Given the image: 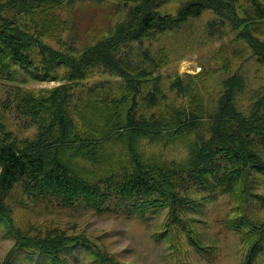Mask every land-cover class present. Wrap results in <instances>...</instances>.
Wrapping results in <instances>:
<instances>
[{
	"label": "rangeland",
	"instance_id": "1",
	"mask_svg": "<svg viewBox=\"0 0 264 264\" xmlns=\"http://www.w3.org/2000/svg\"><path fill=\"white\" fill-rule=\"evenodd\" d=\"M257 1L264 5V0ZM96 2L77 1L70 10L58 11L60 18L68 20L67 28L44 29L41 35L39 32V40L55 50L76 51L93 38L101 37L123 14V8L115 2ZM179 3L170 1L162 11L175 10ZM14 16L18 18L20 14L14 11ZM24 19L29 21L27 17H21L20 21ZM223 20L206 9L183 29L144 40L141 45L129 46L128 51L143 57L164 47L168 62L159 70L163 82L167 86L178 78L184 89L178 97L175 90L166 89L167 94L189 110L193 108L189 106L192 99L201 100L207 109L216 106L239 74L244 80L242 87L231 93L237 102L235 106L247 113V107L252 105L250 101L264 90V62L256 60L230 23H220ZM29 26L37 31L30 21ZM252 27L264 42V21ZM106 70L97 65L88 68L85 78L75 80L64 78V67L52 71L53 75L45 80L34 79L31 72L19 67L15 68L13 79L0 74V144H12L19 149L33 145L53 153L60 137L51 119L53 112L65 109L74 120H78L75 112L86 115L89 112L87 120L93 121L100 112L93 106L103 107L98 89L107 94H123L128 105L132 91L122 90L120 76ZM141 87L136 98L143 104L141 97L145 98L149 82L141 83ZM56 89L57 98L53 101L48 95ZM89 103L91 107L86 108L84 105ZM210 134L208 121L202 118L182 138L174 135L130 138L127 133L125 139H112L95 146L87 136L69 135L57 153L73 174L92 183L111 177V186H118L140 168L159 179L156 170L159 169L165 173L166 186L177 202L173 204L174 199L167 198L165 203L140 201L128 207L135 198L127 197L109 208L81 203L67 205L18 185L0 199L3 212L0 264H242L244 242L222 220L243 213L255 224L264 226V200L255 194L261 192L264 196V174L249 167L232 177L229 170L236 165L224 151H218L210 159L198 160L201 164H213L211 172L198 176L202 172L193 168L197 162L193 153L198 147L208 149ZM246 146L256 150L264 160L263 136L253 137ZM245 182L258 187L249 189ZM189 230L201 242L200 249L192 238H187ZM59 233L71 240L59 260L23 246L20 240V236L44 238ZM253 264H264V251Z\"/></svg>",
	"mask_w": 264,
	"mask_h": 264
},
{
	"label": "trees",
	"instance_id": "2",
	"mask_svg": "<svg viewBox=\"0 0 264 264\" xmlns=\"http://www.w3.org/2000/svg\"><path fill=\"white\" fill-rule=\"evenodd\" d=\"M77 1L87 0H0V74L13 79L15 68L19 67L24 72H31L32 78L45 80L53 75L52 71L64 67V78L75 80L85 78L88 68L102 65L108 69L106 71L120 76L123 80L122 90L132 91L130 103L126 104L127 99L123 94H107L98 89L103 107L93 106L100 109L93 121H88L91 115L89 112L87 115L75 112L78 120H74L65 109L53 112L51 119L60 136L59 144L53 147V153L44 152L33 145L19 149L12 144H0V199L20 185L30 193L56 198L67 205L81 203L96 208H109L127 197L135 198L128 207L140 201L148 204L165 203L167 198H171V201L174 199L175 204L177 198L175 195L173 197L166 186L165 173L159 169H156L160 174L159 179L140 168L118 186H111V177L92 183L73 174L58 157L57 151L69 135L76 138L87 136L93 139L95 146L112 139H125L127 133L130 138L132 135L151 139L164 135L182 138L202 118L207 119L211 134L208 149L205 151L198 147L193 153L197 161L193 168L202 172L198 176L213 170V164H201L198 160L210 159L218 151H224L228 160L236 165L229 170L230 176L235 177L242 173L243 168L249 167L264 174V160L256 150L246 146V142L253 137H264V90L250 101L252 105L245 108L247 113H244L243 109L235 106V96L231 93L233 89L239 91L244 81L236 73L231 86L225 90L226 96H222L218 102L219 106L216 104L207 109L201 100L192 99L189 106L193 105V108L189 110L167 94V91L175 90L178 97L184 89L178 78L170 81L167 86L163 82L159 70L168 62L164 47L154 54H144L143 57L134 56L128 51L129 46L157 39L174 29H183L190 20L199 17L204 10L211 9L224 19L220 23H230V27L248 44L256 60L264 62V42L256 36L257 31L252 27L254 23H263L264 5L257 0H178L180 3L177 9L162 11L165 5L174 0H92L96 3L115 2L123 8V14L104 30L101 37L93 38L76 51L71 48L55 50L39 40V32L41 35L44 29L54 27L60 31L61 26L67 28L68 20L60 18L58 11L70 10ZM14 11L20 17H15ZM21 17H27L37 31L30 29L29 21H20ZM252 30L255 33L252 34ZM148 82L149 90L144 94L145 98L141 97L147 102L141 100L143 104H140L136 96L141 92V83ZM54 92L48 95L53 101L57 98V89ZM84 106L88 108L91 104ZM248 181L257 182L252 179ZM245 183L252 190L258 187ZM255 194L264 200L261 192ZM236 216L224 218L222 223L227 229L240 234L244 242L242 264H253L255 258L264 251V226L255 224L243 213ZM187 238L197 243L196 248L202 247L190 230ZM20 240L23 246L40 250L54 260H59L60 253L71 242L61 233L44 238L20 236Z\"/></svg>",
	"mask_w": 264,
	"mask_h": 264
}]
</instances>
